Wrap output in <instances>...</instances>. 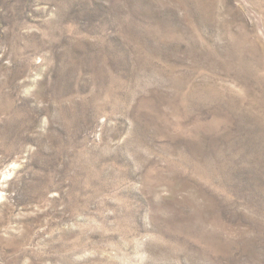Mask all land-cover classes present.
I'll use <instances>...</instances> for the list:
<instances>
[{
	"label": "rangeland",
	"instance_id": "1",
	"mask_svg": "<svg viewBox=\"0 0 264 264\" xmlns=\"http://www.w3.org/2000/svg\"><path fill=\"white\" fill-rule=\"evenodd\" d=\"M0 264H264V0H0Z\"/></svg>",
	"mask_w": 264,
	"mask_h": 264
}]
</instances>
